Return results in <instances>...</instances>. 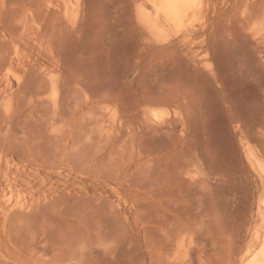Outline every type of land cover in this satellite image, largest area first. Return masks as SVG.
<instances>
[{"label":"rangeland","instance_id":"1","mask_svg":"<svg viewBox=\"0 0 264 264\" xmlns=\"http://www.w3.org/2000/svg\"><path fill=\"white\" fill-rule=\"evenodd\" d=\"M159 2L0 0V264H239L258 239L264 0Z\"/></svg>","mask_w":264,"mask_h":264},{"label":"bare ground","instance_id":"2","mask_svg":"<svg viewBox=\"0 0 264 264\" xmlns=\"http://www.w3.org/2000/svg\"><path fill=\"white\" fill-rule=\"evenodd\" d=\"M197 2L198 0H160L159 6L161 8V11L160 9L159 11L163 12L173 22L180 24L185 20L188 14L195 8ZM195 13L197 12L195 11ZM251 157L254 159L255 163H257L259 174L264 176V165L260 163L254 157L253 154L251 155ZM262 196H264L263 193ZM263 205H264V198H263ZM239 264H264V229L261 232H259L258 239H256L254 245L245 249L242 256L240 257Z\"/></svg>","mask_w":264,"mask_h":264}]
</instances>
